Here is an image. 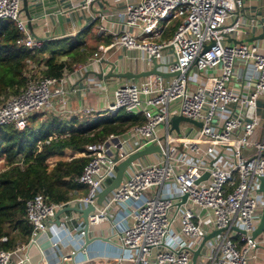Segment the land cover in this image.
Listing matches in <instances>:
<instances>
[{
    "label": "built area",
    "instance_id": "1",
    "mask_svg": "<svg viewBox=\"0 0 264 264\" xmlns=\"http://www.w3.org/2000/svg\"><path fill=\"white\" fill-rule=\"evenodd\" d=\"M96 1L83 0L81 8ZM243 5L244 0H122L116 10L99 15L101 19L115 16L121 25L111 32L112 45L141 51L145 62L161 59L166 52L173 59L167 72L175 75L168 81L154 75L150 85L130 80L114 90L108 114L123 110L142 116L145 122L85 146L81 155L88 162L75 179L86 187L84 196L75 193L66 202L51 203L38 193L27 200L29 242L13 251L0 249V264H13V254L26 247H37L42 253L38 238L46 233L49 221L58 209L76 203L94 206L88 215L89 232L108 224L111 236L104 249L108 255L118 251L110 258L115 264H191L203 236L216 230L223 231L204 242L195 264H262L258 251L264 238L252 233L263 205L258 188L259 177H264V143L252 137L259 120L257 101L264 97V51L254 43H235L237 36L246 33L240 16ZM0 20L14 23L18 46L31 51L42 46V40L28 33L21 0H0ZM177 20L172 35L163 38L169 24ZM249 27H257V22ZM97 32L103 35L106 29L99 26ZM98 61L96 52L76 64L73 72ZM239 64L246 67L243 79L252 87L248 93H237L229 86L238 79ZM191 69L206 77L193 76ZM63 92V76L30 78L23 90L0 103V126L24 129L33 113L47 109L51 97ZM171 103L176 104L173 112ZM171 114L200 122L201 127L189 124L184 133L175 135L169 124ZM181 144L186 149L181 150ZM149 145L161 148V153L150 154L158 155V160L133 161L119 186L96 205V194L114 177L117 164ZM76 231L82 241V223ZM68 236L69 232L50 240V251L73 238ZM82 246L76 250L81 258L70 251L53 264L101 258L100 252L91 256ZM28 259L26 255L20 263Z\"/></svg>",
    "mask_w": 264,
    "mask_h": 264
},
{
    "label": "trees",
    "instance_id": "2",
    "mask_svg": "<svg viewBox=\"0 0 264 264\" xmlns=\"http://www.w3.org/2000/svg\"><path fill=\"white\" fill-rule=\"evenodd\" d=\"M178 23H170L163 38L170 37ZM18 37L13 22L0 20V103L23 90L30 78L62 77L93 51L80 34L74 39L43 41L34 51L18 46ZM120 111L85 126L56 118L39 120L38 113L29 117L22 130L0 126V249L13 251L28 244L32 227L25 219V203L35 194L63 203L85 189L75 179L88 158L68 159L65 149L81 153L87 144L145 122L140 115ZM2 237L7 240L1 241Z\"/></svg>",
    "mask_w": 264,
    "mask_h": 264
},
{
    "label": "crops",
    "instance_id": "3",
    "mask_svg": "<svg viewBox=\"0 0 264 264\" xmlns=\"http://www.w3.org/2000/svg\"><path fill=\"white\" fill-rule=\"evenodd\" d=\"M82 2L83 0H27V7L31 9V11L36 5H41V11H43V13L50 12L43 17H31L30 29L27 26L29 20L26 14L21 10L28 33L32 38L42 41L67 40L74 39L80 34L86 42V45L93 50L89 57L96 52L99 55V61L90 67L75 73L73 72V67L76 64H74L71 70H67L63 73V94L53 95L50 99L49 107L40 111V113L37 112L41 114L39 120L56 118L65 123L71 122L77 126H85L101 116H108L109 114L106 109H108V106L112 104L114 100V90L118 86L130 81L123 77L109 76L113 68L112 73L115 74H142L146 71H151L154 69L155 65H157V71L165 74V77H162L163 79L168 81L172 77L167 72L168 66L173 62L172 56L168 53L165 52L163 58L154 60L155 63L153 61L145 62L141 51L124 50L112 45L111 32L118 31L121 25L117 22L115 16L101 19L99 15L107 10H116L121 6L122 0H98L92 3L87 9L81 8ZM240 16L246 33L237 36L235 41L254 43L264 51V38H260L264 36V30L261 26L264 24V0H244ZM253 22H257V27H249ZM99 26H104L106 29L103 35H98L97 31ZM47 55L48 53L45 54V56ZM238 68V79H232L229 86L237 93H248L251 91L252 87L251 84H248L247 81L243 79V72L246 70V67L243 64H239ZM90 71L99 72L103 74V77L106 76V79H100L96 74L90 73ZM190 71L193 76L197 75L203 79L206 77V74L197 73L194 69ZM153 79L154 75H148L132 80L140 85H150ZM175 107V103L170 104L169 109L171 112L175 110ZM85 110L89 111L86 112ZM257 112L259 114V120L252 138L255 141L264 143V97L259 98L257 101ZM188 125V123L181 122L178 126L179 133H184ZM170 128L175 135H178L171 126ZM161 145L165 148V144L162 143ZM179 148L184 150L186 146L181 144ZM244 152L250 153L254 152V150H245ZM64 153L68 159L82 156L81 153L68 149H65ZM158 158V155H149L141 158V161H156ZM85 193L86 187L81 192H78L77 195L78 197H82ZM73 206L79 208L85 207L82 203H76ZM195 211L198 212L196 208ZM79 216V213L73 211L60 216L61 223L63 222V224L60 223L57 225L54 220L49 221L46 233L40 235L38 238L40 248L43 252L41 253L40 250L34 246L26 247L23 250H17L12 256V263L22 264L20 263L22 258L27 255L29 259L26 264H45V262L53 264L62 256L70 253V251H79L80 249L78 247L83 245L84 240H77L76 232L73 238H67V241H64L66 244L61 245L54 253L48 248L49 241L63 238L66 230L71 229L76 231V226L82 223ZM71 218H73L72 221H69ZM64 227H66V229H64ZM89 234L90 236H102L107 239L111 236L108 224L90 228ZM103 245V248L107 247L105 243H103ZM86 248L88 253L92 256L99 252L100 247L98 242H94ZM75 257L79 259L82 256L80 252H77ZM258 262L264 264V250ZM66 264H70V262ZM79 264L115 263H111L109 260L91 259L90 261Z\"/></svg>",
    "mask_w": 264,
    "mask_h": 264
},
{
    "label": "water",
    "instance_id": "4",
    "mask_svg": "<svg viewBox=\"0 0 264 264\" xmlns=\"http://www.w3.org/2000/svg\"><path fill=\"white\" fill-rule=\"evenodd\" d=\"M21 4H22V11L26 14L27 18H28V28L30 29V20L31 17H35V18H39V17H43L46 14H49L50 12H44L41 11V5H36L33 10L31 11V9H29L27 7V0H21ZM260 38H264V36L260 37ZM235 43H239V41H235ZM154 63L155 61L152 60ZM157 65H155L154 69H152L151 71H146L145 73L142 74H133V73H120V74H115L112 73V71L110 72L109 76L112 77H123L126 78L127 80H132V79H138L142 76H148V75H159L161 77H165V74L161 73L160 71H157ZM90 73L92 74H96V76L100 79H106V76L103 77V74L101 73H96L94 71H90ZM175 74H170V76H173ZM188 123V124H192L195 125L196 127L200 128L201 127V123L194 121L192 119L180 116V115H174L170 118L169 120V124L172 127V129H174L178 134H179V124L180 123ZM153 153H161V148L158 145H149L144 147L143 149L136 151L135 153L130 154L128 157H126L124 160L120 161L117 166H116V171H115V175L114 177L110 180V182L105 185L95 196V204L96 205H101V203L103 202V200L113 191L115 190L119 184L121 183L125 172L127 171L128 167L132 164L133 161L143 158L147 155L153 154ZM207 174L203 175L202 178H206ZM258 192L261 193L262 195V210H261V215L259 218V222L256 226V228L254 229L252 236L253 237H258L260 234H262L264 232V177H259V188H258ZM182 201L186 200V196H182L181 197ZM94 206L92 204H87L85 207L83 208H79L76 206H69L66 205L60 209H58L55 213L54 216V221L57 225H59L61 223L60 220V216L68 213V212H77L80 214L79 219L82 221L83 224V246L82 248L87 247L88 245H90L91 243L94 242H101V243H108L109 239L102 237V236H90L89 235V224H88V215L90 212H93ZM234 230H237L235 228H233ZM223 230H216L213 231L212 233L208 234V235H204L202 241L200 242L199 246L193 251L192 253V257H191V264H195L196 263V259L199 256L200 253V249L203 246L204 242L207 241L208 239L212 238L213 236L219 234L220 232H222Z\"/></svg>",
    "mask_w": 264,
    "mask_h": 264
},
{
    "label": "rangeland",
    "instance_id": "5",
    "mask_svg": "<svg viewBox=\"0 0 264 264\" xmlns=\"http://www.w3.org/2000/svg\"><path fill=\"white\" fill-rule=\"evenodd\" d=\"M121 113H123V111H120ZM40 113V112H39ZM108 113V112H107ZM39 115H41V114H39ZM1 165V164H0ZM203 215H205V214H207L206 213V211H203V213H202ZM69 232V236L68 237H71V236H73L74 237V233L76 232L77 233V231H74V230H71V229H69V230H66L65 231V233H68ZM258 238L259 239H262L263 238V233L262 234H260L259 236H258ZM98 244H99V255H101V258H99L100 260H104V261H110L111 263H113V260L112 259H110V258H112V257H114L115 256V254H118V251L115 249V250H113V252L115 253H113L112 255H108V249H104L103 248V243H101V242H98ZM263 250H264V248H262V249H260L259 251H258V258L260 259L261 258V254H262V252H263ZM102 254H104V255H102Z\"/></svg>",
    "mask_w": 264,
    "mask_h": 264
}]
</instances>
